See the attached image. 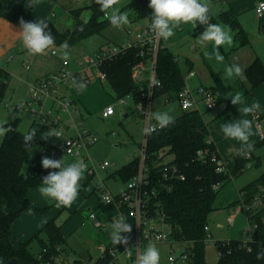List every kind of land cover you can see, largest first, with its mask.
Wrapping results in <instances>:
<instances>
[{
	"label": "rangeland",
	"instance_id": "obj_1",
	"mask_svg": "<svg viewBox=\"0 0 264 264\" xmlns=\"http://www.w3.org/2000/svg\"><path fill=\"white\" fill-rule=\"evenodd\" d=\"M129 1L119 0L116 8L125 6ZM202 2L209 5L212 22L220 24L226 30L230 29V34L234 38L232 47L224 46L220 49L224 56L223 63L217 62L215 59H207L205 52H211L212 45L202 46L198 43L197 37L202 33L197 32L198 26L182 24L175 30V35L166 40V44L178 60L184 76L188 74L187 71L191 66L197 73L198 79L188 83L190 88L197 85H203L208 89L213 88L215 86L213 74H216L225 85L228 95H234L237 92L243 95L245 89L249 88L245 77V69L251 61H255L256 57L261 58L264 55V45L256 40L258 38H256L255 31H253L252 35L246 32L249 36V43L236 49L235 32L229 25L217 22L219 11L225 8L224 3L218 0H202ZM88 4L89 0H59L55 5L52 17L50 16V20L56 23L60 31H70L74 28L76 21L70 15L69 9H80ZM90 16L89 11H84L82 19L86 22ZM141 24L143 22L130 23L120 28L111 24L101 36H94L74 46L69 50L67 58L63 57L60 47H52L43 55H31L23 43L6 52L0 59V66L11 74V80L9 90L0 107V121L7 120L10 122L19 119L18 130L24 134L36 120L29 111L19 108L28 101L31 85L60 71L65 61L72 63L75 58L81 60L84 57H93V50L98 45L104 44L106 47H114L121 45L122 42H127L142 27ZM127 31L131 34L129 37L126 35ZM261 41L264 42V39L262 38ZM52 52H56V55H52ZM25 65L30 66L31 69L26 70ZM228 65H239L243 70L241 75L232 79H222L225 67ZM73 68L74 66L71 64L69 69L72 70ZM90 79V85L79 90L73 86H62L58 91L57 96L63 102L78 105L80 113L74 112L72 109L55 107L59 114H54V110L49 105L50 100L44 102L41 106H34L37 111L43 110L47 113L46 116L50 122L55 117H59L66 125L69 124V127L73 122V126L70 127L71 135L76 136L77 133H87L97 138V142L93 146L81 150L80 157H63L65 165L85 158L88 160V168L93 169L95 167L98 170V173L94 176H90L87 172L84 173L80 181L79 195L72 205L70 207H58L54 200L43 196L39 192V187L33 189L29 196L30 208L18 219L13 229L12 238L14 243L19 246L30 241V251L35 256L40 257L43 251L42 243H47V236L45 233H40L39 239L33 238L41 232L48 220H55L57 225L61 226L65 245L62 247L63 249L61 248L59 256L50 264H72L70 263L71 260L79 261L80 264H95L98 258L97 248L101 245L107 247L110 244L111 224L118 216L117 211L114 212L111 206L104 203L102 195L107 193L116 196L125 189V183L119 179L117 172L138 154L139 146L144 139L145 128L134 97L127 96L118 99L107 82L101 81L97 77L94 69L90 70ZM108 107L114 108L115 115L109 119H104L103 114ZM50 109L52 114H49ZM200 109L202 113H205L206 123H210V137H219V131L222 127H219L220 130L216 131L214 135L212 133L214 130L211 129L228 112L215 120L218 116L215 110L207 111L204 104L200 106ZM165 111L169 112L174 119L183 113L178 102L164 104L162 99H158L154 113ZM259 124L264 127V120L261 119ZM254 126H256V122ZM3 139L4 136H0V146ZM263 147L264 145L254 150L255 158L264 155ZM42 153L43 149L35 144L30 155L34 157ZM255 161V159L251 160L253 166L251 169H246L233 181L219 188L220 191L215 204L216 210L208 219L209 233L212 235L213 241L208 242L206 245L205 259L207 264H217L218 262L219 254L216 242L242 241L245 239L243 231L248 225L245 213L239 211L241 203L237 202L240 195L239 191L264 173V164L257 168L255 167ZM165 162H172V157H166ZM104 163H108L109 167L100 170L99 166ZM23 172H27V166H24ZM99 187H102V189H98ZM35 210L45 211L43 214L37 213ZM91 213L95 215L98 221L108 223V225L106 224L104 228L95 226L94 221L89 218ZM234 214L235 223L234 226L230 227L228 220ZM104 218L106 222L103 221ZM154 245L160 252V264H170L171 259L177 256V246L172 243ZM92 258L94 262L90 261ZM177 264L188 263L178 261Z\"/></svg>",
	"mask_w": 264,
	"mask_h": 264
},
{
	"label": "trees",
	"instance_id": "obj_2",
	"mask_svg": "<svg viewBox=\"0 0 264 264\" xmlns=\"http://www.w3.org/2000/svg\"><path fill=\"white\" fill-rule=\"evenodd\" d=\"M4 0H0V18L5 12ZM56 4L59 0H46ZM149 0H131L122 12H127L130 23L146 22L151 24L152 9L148 7ZM84 11H89L91 16L88 21L82 19ZM70 15L75 19V26L70 31H60L52 20H46L52 35L55 37V46L59 47L67 41L69 50L82 41L94 36H101L111 25L104 19L105 13L100 11L96 0H89V4L80 9H71ZM217 22L225 23L235 32V48H241L249 43V36L240 25L237 17L231 10L219 14ZM203 30H201L202 32ZM138 50L130 49L111 61L105 62L100 70L107 77V84L118 99L133 96L136 104L141 101L142 85L134 82L132 69L136 62ZM158 77L161 82L156 91V98L162 99L165 104L178 102V95L184 89L185 76L174 54L164 48L159 55ZM215 86L210 88L217 97L218 103L225 104L226 110L215 118L219 119L227 112L233 111L234 105L221 79L213 74ZM245 77L250 85L244 91L243 97L254 91L264 83V65L260 59H256L245 70ZM11 74L0 66V107L9 90ZM205 113L199 111H183L175 119L171 126L152 133L148 139L147 153L152 166L165 158L172 157V164L181 170L185 180L174 184L168 194L161 197L162 209L174 228L173 237L182 245L189 246L188 264H207L205 259L206 232L209 216L216 210L215 204L220 190H214L218 183L225 186L246 170L248 161L244 156L238 155L231 164V178L218 175L215 166L210 162L203 163L198 157L200 151L216 152V146L210 141L209 126L204 119ZM19 119L9 122L12 131L8 132L0 146V261L8 264L17 259L19 264H50L54 262L61 248L65 245V239L61 233V226L56 221L48 220L44 228L33 239H39L40 233H45L47 243H42L43 251L40 257L30 251V241L16 247L12 239V226L21 218L23 213L30 208L29 192L36 189L42 183V178L50 171L58 169H44L41 159L44 156L53 159H61L66 156L64 143L55 135L48 140L40 138L42 133L51 131L55 133V125L40 124L34 122L30 129H35L37 136L32 142L39 145L47 153L31 157V149L23 143V133L18 130ZM7 126V125H6ZM210 142V143H209ZM264 145V138L252 146L249 150L252 160L255 159V167L260 168L259 159L255 158L254 150ZM53 153V154H52ZM27 166V172H23ZM137 160L122 167L117 176L125 184L135 174ZM264 188V173L242 190L237 203L248 204ZM43 213L45 210H35ZM259 223L255 234V244L251 252L240 248V241L232 240L225 247L217 244V250L222 252L217 264H264V260H258L257 253L261 252L258 245H264V223L262 217H257ZM117 246V245H116ZM109 248H114L110 242ZM63 249V248H62ZM113 259L106 255L98 259L96 264H112Z\"/></svg>",
	"mask_w": 264,
	"mask_h": 264
},
{
	"label": "built area",
	"instance_id": "obj_3",
	"mask_svg": "<svg viewBox=\"0 0 264 264\" xmlns=\"http://www.w3.org/2000/svg\"><path fill=\"white\" fill-rule=\"evenodd\" d=\"M255 12L258 18H262L264 15V3H259ZM104 19L108 20L105 16ZM126 35L129 37L131 34L127 31ZM164 48H166L165 40L157 37L150 25L146 24L133 34L132 39H129L119 46L105 47L95 53L93 57H84L81 60L75 58L72 63L68 61L63 62L60 71L30 86L28 101L19 108H24L29 111L36 119L35 122L55 125V132L60 133L56 138L64 143L66 156L80 157L81 150L93 146L97 142V138L87 133H77L74 137H66L63 129L59 127L61 125L59 117H55V119L50 122L46 116L47 113L43 110L37 111L34 109V106H41L44 102L50 100L54 105L52 110L54 107H61L78 112L76 104L63 102L62 99L57 96L60 88L62 86H73L71 82L72 77L83 81L86 86L90 85L91 69L96 71L97 77L101 81H106L107 77L101 72L100 67L105 62L115 59L128 50L136 49L138 50V55L132 69V78L134 82L142 85L141 101L137 104L138 112L144 128L154 124L155 121L152 119V115L156 110V101L158 100L155 94L157 89L161 86L158 77V60L160 52ZM52 55H56V52H52ZM71 64L74 66L72 70L69 69ZM25 68L26 70L30 69L28 65H25ZM189 76L194 77L195 74L191 72ZM185 82L186 85L184 89L178 95V104L182 111L201 112L200 106L204 104L207 111L215 110L219 114L225 112L226 105L224 103H218L217 97L210 89L203 86L192 89L187 84L186 78ZM75 88L77 90L80 89L79 87ZM16 110H18V108H16ZM52 110L49 111V114H52ZM114 115V108L108 107L103 114V118L109 119ZM259 118V114L255 113V120L258 121ZM72 123L70 124L71 127L73 126ZM149 136L150 135L144 132L143 142L140 144L138 154L135 157V160H137V169L135 174L125 184V189L116 196H111L107 193L102 195L106 205H114L117 208V219L123 216L126 222L130 223L132 226L130 233L123 234L129 239L127 246L118 244L114 248L101 247L99 249V259H103L106 255H109L113 259L112 264H119L121 260L126 262V264H136L137 257L144 251L147 245L167 243L176 245L178 252L177 256L171 259L170 264H177L178 261L188 263L189 261V246L187 244L180 245L175 241L173 237L174 228L168 221L161 204V197L163 194L170 193L174 184L180 180H185V177L181 173L179 167L170 162L166 163L165 161H161L154 166L150 164L147 153ZM43 153L47 152L43 151ZM198 157L203 163L208 161L213 164L216 174L231 178L229 165L221 159L217 151H200L198 152ZM244 158L248 161L246 169H251L253 167L251 163V153L247 152ZM81 160L86 164L88 163V160L85 158ZM108 167V163L99 166L100 170H105ZM86 172L90 176H94L98 173V170L95 167H93V169L87 167ZM102 187L98 189H102ZM220 187L221 184L218 183L214 186V190H219ZM239 211L245 213L248 225L243 231L245 239L240 241V248L251 252L255 244L254 237L259 227L257 217L261 216L262 222L264 223V188H261L259 193L248 204L242 202ZM89 218L94 221L95 226L98 228H104L106 226L100 223L93 213L89 215ZM228 223L230 227L234 226L235 214L230 216ZM205 232L207 234L205 243L207 244L213 241V238L209 233L210 230L208 226L205 227ZM229 242L230 241H218L216 242V246L219 243L220 246L225 247ZM258 248L260 251H264V245L260 244ZM128 249L131 250V255L126 252ZM218 254L220 256L222 252L218 251Z\"/></svg>",
	"mask_w": 264,
	"mask_h": 264
},
{
	"label": "clouds",
	"instance_id": "obj_4",
	"mask_svg": "<svg viewBox=\"0 0 264 264\" xmlns=\"http://www.w3.org/2000/svg\"><path fill=\"white\" fill-rule=\"evenodd\" d=\"M119 0H96L100 6V11L105 13L110 23L117 28L130 24L127 12H122L116 5ZM148 7L151 8V24L150 27L157 37L168 40L175 35V30L182 24H191L195 27L203 25L204 30L197 37L198 43L202 46L212 45L211 52H205L207 59L223 63L224 56L220 49L224 46L232 47L234 38L230 34V29H225L218 23L212 22L209 5L202 0H149ZM19 36L27 51L31 55H43L46 51L55 46V37L52 35L49 25L46 21L40 20L35 22H26L23 18L19 21ZM63 57L69 56V44L67 41L60 46ZM239 65H228L225 67L222 79H232L239 77L242 73ZM72 85L74 87L83 88L86 84L72 77ZM230 97L231 104L236 106L244 104V98L241 93L234 95H226ZM260 105L253 103L251 106H244L240 111L245 114H254ZM155 121L145 127L144 131L147 135H151L158 129H164L175 123L174 117L167 111L156 112L152 115ZM7 125V126H6ZM252 121L249 119L237 120L229 122L222 126L221 131L226 138H231L241 142L242 147L239 154L244 156L252 148L249 138L252 135ZM12 131V127L7 120L0 121V136H5ZM53 135L59 136V132H45L40 135L43 140H48ZM37 136L35 129L26 130L23 135V143L26 147L32 149V142ZM41 164L44 169H58V171H50L42 178L39 186V192L48 198L54 200L58 207H70L79 195L80 181L87 170V164L83 160H78L71 164L65 165L63 158L53 159L47 156L42 157ZM111 243L116 247L118 244L128 245L129 239L123 235L130 233L132 226L126 222L125 218L114 220L111 224ZM126 252L131 255V250ZM258 260H264V251L258 252ZM0 264H3L0 261ZM136 264H160V252L154 244H149L143 252L137 257Z\"/></svg>",
	"mask_w": 264,
	"mask_h": 264
},
{
	"label": "crops",
	"instance_id": "obj_5",
	"mask_svg": "<svg viewBox=\"0 0 264 264\" xmlns=\"http://www.w3.org/2000/svg\"><path fill=\"white\" fill-rule=\"evenodd\" d=\"M130 1L128 3H130ZM218 1H222V3H224V5H225V8L219 11L218 16L220 13H222L224 11L231 10L234 13V15L237 17L240 25L245 30V32L251 34L253 31H255V35L257 36L256 38H258L256 40L264 45V42L261 41L262 38L264 39V15L262 18H258L256 15V12H255L257 5L259 3H264V0H218ZM3 4H4V6H11L10 7L11 10L10 11L5 10L3 17L0 18V59L6 54V52H8L9 50L14 48L15 46L22 43L20 36H19V32H18V31H20L19 21L21 18H23L26 22L49 20L50 16L52 17V14L54 12L55 5H56V4L50 3L46 0H4ZM125 6H123V7H125ZM123 7L118 8V9H120V11H121V9ZM69 11H70V9H69ZM136 23H138V22H136ZM146 24H147L146 22H143V24H141V26H145ZM256 25H257V28H256ZM201 30H204V26L198 25L197 32L201 33ZM123 43H125V42H122L121 44H123ZM165 46H166V48L169 49L168 45L166 44V40H165ZM105 47H106V45H104V44L98 45L97 48H95L93 50L94 54L97 53L98 51H100L101 49L105 48ZM107 47H109V46H107ZM257 58L260 59L264 65V55L261 56V58L256 57V59ZM256 59H254V60H256ZM253 62L254 61H251L250 65ZM250 65H248V66H250ZM30 69H31V67H30ZM191 72H193L195 74L194 77L189 76V74ZM187 73L188 74L185 75V78L187 80V84L193 80L198 79V75L193 70L192 66L189 68ZM200 86H203V85H197V86L193 87L192 89H196ZM203 87H205V86H203ZM248 87H250L249 83H248ZM205 88H207V87H205ZM253 103H258L260 105L259 109L255 112V113H258L260 116L258 121L255 120V113L245 115L240 111V109H242V107L251 106ZM49 105H50V107L54 106L52 101L51 102L49 101ZM76 106L78 108V112L80 113L78 105H76ZM234 108L235 109L233 111L228 112L226 115L224 114L225 116L222 118V120L219 123H217L215 125V127H213V129H211V130H214L212 132L213 135L216 134V131L220 130L219 127H222V125H224L226 123H229V122L234 123L237 120L249 119L252 121V130H251L252 135L249 138V142L252 146L256 143H259L264 138V127H262L259 124V121L261 119L264 120V83L262 85H260L258 88H256L254 91H252L251 93H249L248 95L245 96L244 104H238ZM53 110H54V114H59V113H57L55 107L53 108ZM217 114H218V116L220 115L218 112H217ZM255 122H256V126H254ZM258 124H259V126H258ZM59 127L61 129H63L66 137H74L75 136V135L73 136L70 134V132H71L70 127L71 126L69 127V124L66 125V123L61 121V125ZM219 132H220L219 137L218 136L210 137V141L215 144L216 151L218 152L221 159L223 161H225L229 165V167H231V164L234 162L235 158L238 155H240L239 150L241 149L242 144H241V142H239L237 140H234L231 138H226L222 131H219ZM209 133H210V127H209ZM214 138H216V139H214ZM248 152H250V151H248ZM135 157H136V155L134 156L132 161L135 160ZM258 159H259V163H260V167H261L262 164H264V155H262V157L259 156ZM132 161H130V162H132ZM30 192H29V196H30ZM238 194H239V192H238ZM108 206H111L113 208L114 212L117 211V208L114 205H108ZM114 212H112V213H114ZM108 214H110V213H108ZM108 214H107V216H108ZM105 220L106 219L104 218L103 221L106 222ZM17 221L12 226V236H13V229H14ZM99 222L101 223V221H99ZM102 224L108 225V223H102ZM13 244L16 247H18V245H16L14 243V241H13ZM101 247H105V246L101 245L97 248L98 258L96 259L95 264L98 262L99 249ZM90 261L94 262V259L92 258ZM70 263L80 264L79 261H75V260H71ZM119 264H126V262L121 260L119 262Z\"/></svg>",
	"mask_w": 264,
	"mask_h": 264
},
{
	"label": "water",
	"instance_id": "obj_6",
	"mask_svg": "<svg viewBox=\"0 0 264 264\" xmlns=\"http://www.w3.org/2000/svg\"><path fill=\"white\" fill-rule=\"evenodd\" d=\"M8 9H10V7H8V6L5 7V10H8ZM230 104H231V102L229 101L227 107H228ZM126 117H127V116H126ZM180 247H182V246H180ZM8 264H19V262H18L17 259H14V260L10 261Z\"/></svg>",
	"mask_w": 264,
	"mask_h": 264
}]
</instances>
